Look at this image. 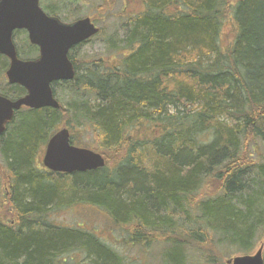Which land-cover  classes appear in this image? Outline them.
Instances as JSON below:
<instances>
[{"label": "trees", "instance_id": "trees-1", "mask_svg": "<svg viewBox=\"0 0 264 264\" xmlns=\"http://www.w3.org/2000/svg\"><path fill=\"white\" fill-rule=\"evenodd\" d=\"M53 2V14L73 15ZM97 2L105 19L121 20L123 39L93 62L73 49L75 79L54 85L61 108H24L0 139V264H132L84 225L50 221L86 202L124 249H142V264L249 255L264 239V0ZM15 37L22 59L39 56L26 32ZM8 68L0 54V94L18 100L27 91L8 83ZM63 127L106 166L41 167Z\"/></svg>", "mask_w": 264, "mask_h": 264}, {"label": "water", "instance_id": "water-1", "mask_svg": "<svg viewBox=\"0 0 264 264\" xmlns=\"http://www.w3.org/2000/svg\"><path fill=\"white\" fill-rule=\"evenodd\" d=\"M234 1V0H231ZM243 1V0H238ZM17 30H26L29 40L40 50L35 60H21L13 36ZM100 32L87 18L73 24L49 17L40 7V0H0V54L7 57L9 84L20 85L27 95L12 101L0 95V136L6 124L13 120L15 111L31 109H60L53 84L72 81L76 76L70 51ZM44 166L54 173L75 174L96 171L106 166L102 154L72 144L68 128L58 131L48 142ZM264 247L254 255L237 256L227 264H264Z\"/></svg>", "mask_w": 264, "mask_h": 264}, {"label": "rangeland", "instance_id": "rangeland-1", "mask_svg": "<svg viewBox=\"0 0 264 264\" xmlns=\"http://www.w3.org/2000/svg\"><path fill=\"white\" fill-rule=\"evenodd\" d=\"M65 4L68 6V10L72 12L73 15H76L75 13L80 11L79 15L75 18L90 17L94 20L96 16L99 17V15L96 14V8H95L98 4L97 0H68L65 2ZM137 7L138 6H135V4L132 3L130 10L136 11ZM121 8L122 5L119 3L116 13H119ZM99 22L96 25L100 29L103 28L104 32L102 35L94 38L91 41V43L84 45L78 51L77 56H80L81 59L84 58L86 60H89L90 62H93L98 58L106 59L108 54V50H107L108 44L112 41V38H115L118 41H120V39L121 40L123 39V32L121 29H119L120 24L122 22L118 17L114 16L108 19H105L104 17V19H101ZM15 40L17 41V39ZM76 135L80 137L78 139V142L81 141H85L88 143L92 142V137L90 136V134L87 136L84 134L82 136L81 133L78 132ZM44 151L42 153V156L38 160L39 164H41V167L43 168H45L43 166ZM83 204L84 206H77L71 209H61L58 212L56 211L53 215L50 216L52 217L50 221L71 227L77 226L79 227L81 232L84 231V229L82 228L84 225L86 232H89L86 230L87 228L91 229L90 230L91 233H94L96 236L103 238L105 242L116 248L117 252L121 254L122 252H124L127 260L132 262V264H142L143 262L142 256L144 255L142 249L140 248H131L129 250L124 249L123 246H125V244L123 243L124 240L121 237V234L119 233V231L117 232L115 230V227L113 224H111V222L110 223L108 222L106 215H104L100 209L93 207L91 204L87 202L80 203V205ZM58 227H59L58 225H54V228H58ZM64 230H68V229L64 228ZM121 244H123V246ZM262 246L264 247V239L256 243L255 248L249 255L256 254ZM152 252L158 254L160 252L158 246L156 247L153 246ZM237 256L240 255L233 256L232 259ZM146 259L149 258L147 257ZM230 259L224 260L223 263L227 264V261H229ZM152 264H159V262L153 260Z\"/></svg>", "mask_w": 264, "mask_h": 264}, {"label": "flooded vegetation", "instance_id": "flooded-vegetation-1", "mask_svg": "<svg viewBox=\"0 0 264 264\" xmlns=\"http://www.w3.org/2000/svg\"><path fill=\"white\" fill-rule=\"evenodd\" d=\"M56 2V0H40V6L42 7V10L49 16V17H56V18H59L63 23H65V24H73V23H75L76 21H78V20H80V18H75L76 17V15H73L72 17H68L67 15L66 16H64V15H61V14H59V15H55V14H53L52 12H50V5L52 4V2ZM66 1H68V0H64V2H66ZM53 2V3H54ZM96 13H98V15H99V20H101V19H104V14H102V10L100 11V12H96ZM93 22H94V24L96 25L97 23H95V21L94 20H92ZM91 41H92V39H90V40H88V41H86V42H84L83 44H89V43H91ZM79 48H78V50H80L83 46L82 45H80V46H78ZM75 48H77V47H74L73 49H75ZM73 49L71 50V52L73 51ZM70 52V53H71ZM36 58V57H35ZM16 112H15V115H14V117L16 116ZM15 119V118H14ZM14 119H13V121H14ZM13 121L11 122V123H9L8 125H6L7 127H6V131H7V129L9 128V125L10 124H12L13 123ZM6 133V132H5ZM4 133V134H5ZM4 134H2L1 136H0V139L4 136Z\"/></svg>", "mask_w": 264, "mask_h": 264}]
</instances>
